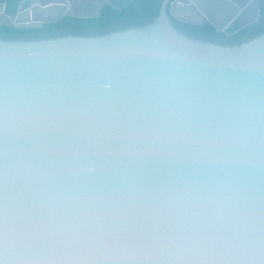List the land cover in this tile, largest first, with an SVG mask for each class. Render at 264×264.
<instances>
[{"label": "water", "instance_id": "95a60500", "mask_svg": "<svg viewBox=\"0 0 264 264\" xmlns=\"http://www.w3.org/2000/svg\"><path fill=\"white\" fill-rule=\"evenodd\" d=\"M72 1L3 0L0 17L39 28ZM178 9L0 38V264H264V33L192 38Z\"/></svg>", "mask_w": 264, "mask_h": 264}, {"label": "flooded vegetation", "instance_id": "af4514ba", "mask_svg": "<svg viewBox=\"0 0 264 264\" xmlns=\"http://www.w3.org/2000/svg\"><path fill=\"white\" fill-rule=\"evenodd\" d=\"M144 1L132 0L121 10L106 2L100 11L97 12L99 0H73L74 7L72 12L76 15H64L63 19L66 16H100L103 9L109 5L119 11L125 9H128V11L113 24L109 25L105 32L124 30L132 26H142L148 23V19L142 16V9L146 5ZM172 1L179 3V9L177 10L179 15L199 22L192 23L171 15L173 25L181 33L189 37L221 45H234L264 33V0H209L207 3L202 0H189L190 4L184 0ZM9 20L6 14L0 17L1 24ZM216 25L221 27V30ZM250 25L251 27H248ZM246 27L248 28L245 29ZM70 30L71 27L63 26L55 34L57 36L67 35ZM38 38L49 37L40 35Z\"/></svg>", "mask_w": 264, "mask_h": 264}, {"label": "trees", "instance_id": "16d2710c", "mask_svg": "<svg viewBox=\"0 0 264 264\" xmlns=\"http://www.w3.org/2000/svg\"><path fill=\"white\" fill-rule=\"evenodd\" d=\"M3 0H0L2 2ZM145 7L142 9V16L148 21L158 16L162 0H145ZM128 9L119 11L112 6L107 5L100 16L96 17H75L66 16L60 22L45 23L39 28H18L11 24H0V38L6 39H36L43 35L44 37H56V31L60 27H71L68 34L77 35H95L103 34L107 27L113 24L121 16L127 13ZM146 22V23H147ZM253 26V25H252ZM211 27V26H210ZM248 27H251L248 26ZM246 27L245 29H247ZM244 29V30H245Z\"/></svg>", "mask_w": 264, "mask_h": 264}]
</instances>
